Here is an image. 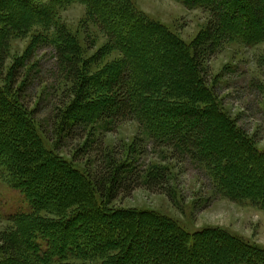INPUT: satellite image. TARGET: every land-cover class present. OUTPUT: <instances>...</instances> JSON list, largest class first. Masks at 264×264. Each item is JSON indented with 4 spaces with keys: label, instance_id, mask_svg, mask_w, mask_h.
I'll use <instances>...</instances> for the list:
<instances>
[{
    "label": "trees",
    "instance_id": "16d2710c",
    "mask_svg": "<svg viewBox=\"0 0 264 264\" xmlns=\"http://www.w3.org/2000/svg\"><path fill=\"white\" fill-rule=\"evenodd\" d=\"M175 1L209 14L192 45L128 0H0V170L28 202L0 233V264H264V247L224 229L189 233L154 212L111 206L141 187L174 202L170 169L139 166L142 140L118 152L101 148L100 129L135 120L152 145L202 168L218 195L264 212V150L224 111L207 75L228 41L264 40V0ZM73 3L107 38L91 62L58 18ZM33 28L41 32L4 72L10 41ZM44 46L67 85L53 148L23 104L38 70L34 53ZM112 51L120 58L92 73L90 63ZM77 139L75 154L97 149L91 167L79 170L57 154Z\"/></svg>",
    "mask_w": 264,
    "mask_h": 264
},
{
    "label": "rangeland",
    "instance_id": "374dc122",
    "mask_svg": "<svg viewBox=\"0 0 264 264\" xmlns=\"http://www.w3.org/2000/svg\"><path fill=\"white\" fill-rule=\"evenodd\" d=\"M140 13L150 20L163 25L186 45H192L204 30L209 14L201 9L187 8L175 0H128ZM58 18L80 43L84 59L89 62L107 44L104 33L86 16L85 7L73 3L59 11ZM41 32L33 28L22 38L12 39L4 72L14 60L25 52L32 38ZM120 58L117 51L104 54L90 71L102 70L109 63ZM32 62L37 64V73L23 96V104L29 111L35 110L37 128L46 146L53 148V123L60 104L67 102V85L55 67L50 47H40L34 53ZM209 84L218 97L221 107L235 119L255 141L256 147L264 150V40L247 44L230 40L208 62ZM101 148L120 151L135 139L142 140L143 149L139 166L147 169L150 165L168 167L171 172V189L174 202L161 192L147 191L141 187L128 196H119L111 204L114 208L136 211H151L176 221L189 233L203 228H220L229 233L264 247V212L249 205L232 202L215 192L206 172L188 160L174 155L166 147L154 146L137 121H126L111 131L99 130ZM81 140H65L57 154L63 159L74 161L79 170L91 167L98 158L97 149L75 154ZM75 157L73 158V156ZM28 211L24 195L11 187L8 174L0 170V233L13 226L10 215Z\"/></svg>",
    "mask_w": 264,
    "mask_h": 264
}]
</instances>
